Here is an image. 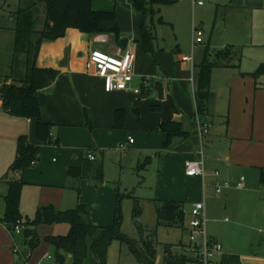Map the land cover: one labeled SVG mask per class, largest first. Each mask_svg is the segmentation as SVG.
I'll return each mask as SVG.
<instances>
[{"label":"crops","instance_id":"1","mask_svg":"<svg viewBox=\"0 0 264 264\" xmlns=\"http://www.w3.org/2000/svg\"><path fill=\"white\" fill-rule=\"evenodd\" d=\"M110 2L113 3L99 5L93 0V9L116 13L123 38L128 39L125 50L110 36H94L76 29H69L61 39L45 42L40 49L37 66L57 72L53 84L39 92L42 119L52 126L51 137L55 144L48 145L37 138L36 120L7 114L0 101V264H17L13 243L24 242L20 237L13 241L2 223L9 179L1 180L16 158L18 139L24 135L40 147V155L37 164L23 176L25 185L20 203L23 217L32 218L38 209L50 205L57 210L68 211L85 204L91 213L93 209L98 211L94 216L90 214L94 224L109 226L115 217L118 181L126 170L143 179L141 184L134 181L136 187L153 182L154 194L150 199L183 203L186 220L195 203L204 200L207 221H218L212 211L222 209L221 196L229 206L236 201L249 207L256 202V208L264 207V185L260 180L264 169L262 78L257 86L252 72L244 70L241 61L232 57L231 60L224 58L218 61L220 66L214 67L211 74L208 112L202 119L211 126L203 139L206 176L204 179L188 177L185 163L197 160L201 146L196 106L197 75L201 65L197 66L194 58L198 46L193 48L191 43V53L183 55L179 44L174 52L161 46L159 41V50L146 53L140 44L139 28L124 26L125 21L135 24V14L141 21V14L129 0ZM5 4L8 5L7 1ZM109 49L121 57L134 55L131 90L109 92L106 81L89 67L93 51ZM184 56L193 57V63L184 61ZM12 59L13 55L0 79L11 74ZM136 89L141 92L136 93ZM223 90L228 92L224 95ZM167 122L179 123L184 132L183 136L172 139L169 148L165 146L166 135L162 131V125ZM129 138L134 139V143L131 144ZM121 146L125 147L122 149ZM88 151L95 152V161L87 158ZM72 167L80 169L81 177L69 176ZM101 167L104 182L97 184L92 178ZM216 173H219L218 177ZM242 178H245L244 187L237 189L236 184ZM217 182H230L232 188L224 190L218 197L215 194ZM208 187L219 198L211 197L214 202L210 205L207 202ZM83 189L87 191L82 196ZM187 206L189 210H186ZM100 219H108V222ZM62 225L39 226L40 242L31 251L29 264H44V261L51 260H46L45 256L50 255L49 250L54 247L46 238L66 236L60 233ZM66 225L70 231V225ZM208 233L220 242L218 238L222 234ZM225 247L224 243V256L238 255L230 248L225 250ZM42 248L48 250L44 258L38 257ZM238 256L242 264H248L244 255Z\"/></svg>","mask_w":264,"mask_h":264},{"label":"trees","instance_id":"2","mask_svg":"<svg viewBox=\"0 0 264 264\" xmlns=\"http://www.w3.org/2000/svg\"><path fill=\"white\" fill-rule=\"evenodd\" d=\"M6 2L7 0H0ZM132 7L142 15L139 23L140 44L146 53L159 50L155 18L158 16L160 25L166 24L161 10L155 7L173 5L176 0H129ZM45 5V22L43 29L37 31L38 6ZM14 46L11 74L0 79V101L3 110L14 117L36 120L37 138L45 144L56 142L51 137L52 126L42 119L39 92L50 87L57 78V72L52 69H42L37 66V59L42 45L47 41H55L66 36L69 29L94 36H110L117 43L123 38L115 12L95 11L93 0H20V7L13 15ZM217 53V58L224 59L225 52ZM21 58H24L23 60ZM220 63H210L207 55L199 68L197 75L196 106L197 116L202 123L208 112L210 101L211 74L214 67ZM251 76L257 81L264 78V63ZM11 81V84H7ZM166 135V147L176 136H183L182 126L176 122L162 125ZM40 147L30 142L28 136H21L17 141L16 158L8 172L1 179H9L8 192L4 196L6 210L3 224L16 225L21 220L25 225V238H32L27 246L34 251L39 245L37 229L43 225L69 224L70 231L66 236H49L46 241L55 249L56 263L66 264H108L109 249L115 241L125 244L141 264H159V243L154 237L147 236L142 223L143 206L140 199L133 198L134 207L132 221L139 232L140 240H135L121 232L123 195L117 187V206L114 221L109 226L94 224L85 204L78 205L68 211L57 210L50 205L38 209L34 217H23L20 211L21 194L25 182L24 173L35 166L39 160ZM36 163V164H35ZM142 166L139 167L141 169ZM71 178L81 177L80 169L70 168ZM97 184L104 182L102 167L94 176ZM261 183L264 185V169L261 170ZM155 200V199H154ZM158 204L156 215L158 226H178L186 229L185 206L177 201L156 199ZM156 232V231H155ZM156 236V233H154ZM163 264H188V256L174 253L171 246L165 247ZM67 255V256H66ZM72 256V258H70ZM221 264H242L238 255H225Z\"/></svg>","mask_w":264,"mask_h":264},{"label":"rangeland","instance_id":"3","mask_svg":"<svg viewBox=\"0 0 264 264\" xmlns=\"http://www.w3.org/2000/svg\"><path fill=\"white\" fill-rule=\"evenodd\" d=\"M95 1L99 5L100 3H104L103 5L113 3L110 2L111 0ZM176 1L173 5L155 7L156 10H161L160 15L166 23L160 25L158 23L159 17L155 18L156 32L161 46L175 52L179 44L183 55H189L191 53L192 29L193 26H196L203 31L205 41L203 46L200 47L198 45L195 50L194 58L197 66L202 64L206 55L209 61L214 62L217 60L218 62L220 59L217 58V53L224 51L227 46H230V48L227 53L225 52L224 58L229 60L233 58L235 61H241L244 70L253 73L264 63V0H203V7L193 6L192 0ZM7 4L0 1V75L7 71V65L13 55L15 35L12 16L18 11L20 0H7ZM111 5L114 6V4ZM38 12L36 30L41 31L45 22L44 4L38 6ZM139 22V15L135 14V24L125 21L124 26L128 29H138ZM112 50L105 51L114 53ZM21 59L23 60L24 58ZM260 83L264 85V78H262ZM223 92L225 95L228 91L223 90ZM260 93L264 92L260 91ZM56 160L58 159L56 158ZM134 181H137V184H141L143 179L138 178L137 173L135 174L128 170L123 173L118 181V190L123 195L121 201L123 216L121 232L138 241L141 238L132 221L134 201L133 198L129 197L132 195L142 202V223L145 226L146 235L150 236L153 234L151 238L154 237V240L159 243L158 263L163 264L166 246H171L174 253L184 254L185 246L188 243V231L178 226H158L156 215L158 204L150 199L154 194L153 182L149 181L147 186L136 187V185H133ZM83 190L82 196L87 191L86 189ZM207 193V202L210 205L214 202L211 197L215 196L210 187H208ZM219 201L223 203L222 209H218L215 212L212 211V215L218 221H207V232L222 234V237L218 239L223 245L225 243V250L230 248V251L236 252L240 256L244 255L248 264H264V207L259 206L256 208V202L255 205L249 207L244 204L240 205L236 201L233 202L235 203L233 206H229L224 196H221ZM186 210H189V206L186 207ZM258 210L259 212L257 213ZM97 212L96 209H93L92 213L89 211V215L92 214L94 216ZM101 222H108V219H102ZM60 229H62L60 231L62 234H68L69 232V226L66 224L60 226ZM154 233H156V236H154ZM208 235L210 236L211 234L208 233ZM46 251H48L46 248H42L38 257L44 258L47 254ZM49 253L52 259L49 262L44 261V264H56L55 250L51 248ZM15 261L17 263L16 258ZM108 264L141 263L129 252L125 244L115 241L109 249Z\"/></svg>","mask_w":264,"mask_h":264},{"label":"built area","instance_id":"4","mask_svg":"<svg viewBox=\"0 0 264 264\" xmlns=\"http://www.w3.org/2000/svg\"><path fill=\"white\" fill-rule=\"evenodd\" d=\"M192 1L193 6H204L203 0ZM192 38V47L195 48L204 41L203 31L200 28L193 26ZM183 60L193 63V57L184 56ZM88 64L90 68L95 69L98 77L106 81L107 90L109 92L131 90V84L134 79V55L128 54L125 57H121L117 53L95 50L90 54ZM7 84L9 85L11 83L8 82ZM145 86H147V84H145ZM135 92L140 93L141 90L136 89ZM197 124L201 139V146L198 151L199 157L197 160H190L185 163V174L188 177H202L204 179L206 176V159L203 149V139L209 134L211 126L208 123H202L198 116ZM129 142L131 144L134 143V139L129 138ZM124 147L125 146H121L122 149ZM87 158L90 161H95L97 157L95 152L88 151ZM218 176L219 173H216V177ZM244 181L245 178H242L241 181L236 184V188L242 189L244 187ZM231 188L232 184L230 182H217L215 184V194L219 197L224 190ZM187 221L188 243L185 246V253L183 255L188 256V264H221L220 260L224 256L223 245L208 235L206 204L204 200L195 203ZM3 225L13 241L17 237L23 238L24 240L22 244L16 242L13 243V252L17 264H29L28 257L24 255L23 249L32 238L27 239L24 237L26 227L23 224V221L19 220L16 225H8L6 223ZM45 259L50 260L52 258L50 255H46Z\"/></svg>","mask_w":264,"mask_h":264},{"label":"water","instance_id":"5","mask_svg":"<svg viewBox=\"0 0 264 264\" xmlns=\"http://www.w3.org/2000/svg\"><path fill=\"white\" fill-rule=\"evenodd\" d=\"M100 40H103V38H100ZM127 44H128V39H121L119 41V47L122 50H125L127 48ZM23 253H24L25 256L29 257V255L31 253V249L29 247H24ZM70 258H72V256H70Z\"/></svg>","mask_w":264,"mask_h":264}]
</instances>
